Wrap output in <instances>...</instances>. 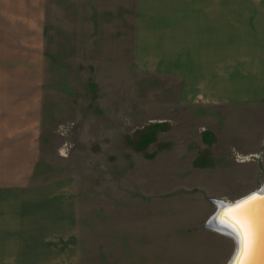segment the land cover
Returning <instances> with one entry per match:
<instances>
[{
	"label": "rangeland",
	"instance_id": "1",
	"mask_svg": "<svg viewBox=\"0 0 264 264\" xmlns=\"http://www.w3.org/2000/svg\"><path fill=\"white\" fill-rule=\"evenodd\" d=\"M97 1L47 0L31 87L43 96L33 183L56 181L73 209L57 264H228L234 239L207 224L215 201L264 185V100L209 102L200 86L137 70L130 35L127 61H113Z\"/></svg>",
	"mask_w": 264,
	"mask_h": 264
},
{
	"label": "crops",
	"instance_id": "2",
	"mask_svg": "<svg viewBox=\"0 0 264 264\" xmlns=\"http://www.w3.org/2000/svg\"><path fill=\"white\" fill-rule=\"evenodd\" d=\"M98 1L113 61L126 57L130 35L136 69L200 86L209 102L264 100V0ZM46 6L0 0V264L13 253L14 264H57L52 246L73 234L64 214L73 209L52 191L56 181L33 183L43 96L31 87L43 80Z\"/></svg>",
	"mask_w": 264,
	"mask_h": 264
},
{
	"label": "water",
	"instance_id": "3",
	"mask_svg": "<svg viewBox=\"0 0 264 264\" xmlns=\"http://www.w3.org/2000/svg\"><path fill=\"white\" fill-rule=\"evenodd\" d=\"M264 185H261V188L249 193L243 198H239L233 202H222L215 201L217 204V211L209 220L207 226L212 228V222H215L219 228H222L224 231H232V236L234 239V252L228 262V264H236V258L240 261V264H264ZM253 194L257 195V199L248 204L243 210L242 213L237 217L244 224H249V227H252L250 230V239L246 250H243V247L239 248V238L242 243L241 235L237 234V229L228 223L225 219V215L229 209L235 207L237 204H240L242 201L247 200ZM232 236L230 237L232 239ZM240 249V250H239ZM243 250V255L241 254Z\"/></svg>",
	"mask_w": 264,
	"mask_h": 264
},
{
	"label": "snow or ice",
	"instance_id": "4",
	"mask_svg": "<svg viewBox=\"0 0 264 264\" xmlns=\"http://www.w3.org/2000/svg\"><path fill=\"white\" fill-rule=\"evenodd\" d=\"M257 195L253 194L250 196L247 200L242 201L240 204H237L235 207L231 208L228 210V212L225 215L229 216H238L239 214L242 213V210L250 204L252 201L257 199ZM237 231L241 234L242 237V245H243V250H246L249 239H250V230L249 226L247 224H244L241 228H237ZM243 250H242V255H243ZM236 264H240V261L237 260Z\"/></svg>",
	"mask_w": 264,
	"mask_h": 264
},
{
	"label": "bare ground",
	"instance_id": "5",
	"mask_svg": "<svg viewBox=\"0 0 264 264\" xmlns=\"http://www.w3.org/2000/svg\"><path fill=\"white\" fill-rule=\"evenodd\" d=\"M263 189H264V187H263ZM225 219H226V221L228 223H231V225H233V227L236 228V229L237 228H241L243 226V222L237 216H229V215H227L225 217ZM248 226H249V224H248ZM249 228L252 229V227H249ZM216 229H217V231H223L222 228H219L218 226H216ZM225 233H227V231H225ZM236 233L238 235L240 234L238 231ZM227 235L232 236L233 235L232 231L231 232L228 231ZM232 238H233V236H232ZM240 246H241V248L243 247V245H242V243L240 241V238H239V248H240ZM236 261H237V258H236ZM236 261H235V263H236Z\"/></svg>",
	"mask_w": 264,
	"mask_h": 264
}]
</instances>
